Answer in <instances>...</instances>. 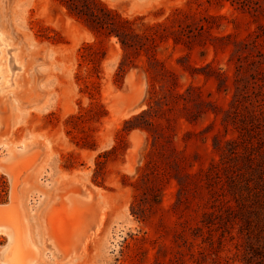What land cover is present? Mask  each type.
<instances>
[{
	"label": "rangeland",
	"instance_id": "374dc122",
	"mask_svg": "<svg viewBox=\"0 0 264 264\" xmlns=\"http://www.w3.org/2000/svg\"><path fill=\"white\" fill-rule=\"evenodd\" d=\"M100 1L121 17H139L144 23L161 21L176 8L192 15L186 23L221 14L211 21L218 27L207 34L229 35V41L246 44L239 58L232 54V43L216 52L209 44L202 52L170 40L156 47L155 56L173 70L180 92L195 86L217 107V113L209 111L196 122L178 119L169 138L189 170H205L215 161L219 177L200 188L201 198H192L179 214L171 209L177 185L169 178L160 209L145 220L131 215L130 204L139 194L130 184L150 139L144 130L125 133L123 126L147 108L146 58L141 53L133 59L120 78L117 39L96 37L58 0H0V184H5L0 205L10 207L19 237L25 233L30 240V225L39 221L51 243L42 241L40 252L38 246L34 252L23 245L20 263L264 264V35L256 37L254 17L227 1ZM88 44L100 51L95 72L81 56ZM236 86L241 96L247 95L243 113L257 104L263 109L244 136L236 125L222 121ZM95 104L105 116L97 121L76 118ZM224 129L225 138L239 143L233 157L221 158L212 149V135L222 137ZM243 140L252 146L244 148ZM118 144L94 179L96 156ZM8 169L18 179L13 199ZM227 169L242 180L247 214L236 206ZM7 239L0 233V246Z\"/></svg>",
	"mask_w": 264,
	"mask_h": 264
},
{
	"label": "trees",
	"instance_id": "16d2710c",
	"mask_svg": "<svg viewBox=\"0 0 264 264\" xmlns=\"http://www.w3.org/2000/svg\"><path fill=\"white\" fill-rule=\"evenodd\" d=\"M58 1L70 15L83 23L96 37H114L117 39L122 50L118 65L120 78L126 68L133 65V59L141 53L146 58L144 72L150 85L147 108L125 120L123 126L125 133L133 129L144 130L148 139H150L144 162L138 167L137 177L130 184L139 194L136 195L138 199L135 198L130 204V214L145 220L150 214L160 209L162 190L169 178L173 179L177 185L171 209L175 214H179L189 206V201L192 198H201L199 189L209 187L211 185L209 182L214 177H219V168L217 163L212 161L205 170L202 168L196 171L189 170L190 165L187 164L186 157L173 146L169 138V132H173L178 119H184L188 123L196 122L209 111L217 113V107L213 105L211 100L204 99L195 86L190 85L180 92L173 70L169 69L163 60L155 56L156 47L159 43L170 40L174 46L180 45L187 49L198 47L202 52L206 44H209L216 52L232 43L234 47L232 54L239 58L246 44L241 40L229 41V35L211 36L207 34L211 28L218 27L219 24L214 25L211 21L221 18L223 16L221 14H206L198 19V24L194 22V19L186 23V19H190L192 15H188L182 8H176L173 13L161 21L144 23L141 22L139 17L132 19L121 17L119 13L108 8L100 0ZM187 1L197 3L201 0ZM204 1L218 4L227 1L230 5H235L236 8L254 17L257 28L256 37L264 35V21L260 20V18L264 19V0ZM175 24L176 26H174ZM82 49L84 53L81 56L91 64L92 70L95 72L101 59V55H98L100 51L90 44L85 45ZM240 80L241 78H238L235 81ZM154 85L160 86V89L155 90ZM246 97L247 95L241 96L236 86L229 109L224 110L222 118L223 122L236 125L234 128L241 131V133L244 131L241 136L248 134L253 124L258 123L259 116L263 111L261 105L257 104L250 112L243 113L247 106L241 102ZM103 116H105V111L102 106L95 104L89 107L85 115L79 114L76 118L80 122L84 120L97 121ZM73 125L74 127L77 126L75 123ZM226 131L224 129L222 137H219L218 133L212 135V149L221 158L225 155L233 157L238 153V141L235 138H225ZM192 132L193 130H186L188 134ZM242 143L244 148L252 146L251 142L244 143L243 140ZM120 146L121 144L113 145L109 150L96 156L94 179L103 168L107 156L115 155ZM89 147H93V144ZM100 158H104V160H100ZM229 171L230 174L227 176L229 184L227 185L233 194L236 206L247 214L249 213V205H247L246 196L242 193V180H238L234 171L225 170L226 173ZM258 182H255V184H258ZM245 184H248V181ZM4 186L5 184H0V195ZM221 187L222 185L218 186V188ZM227 208L230 209L232 206L228 204ZM207 214V212H203L202 216H207ZM204 221L205 219L201 220V222ZM244 222L246 226L249 225L247 218ZM205 223H209V221H205Z\"/></svg>",
	"mask_w": 264,
	"mask_h": 264
},
{
	"label": "bare ground",
	"instance_id": "6f19581e",
	"mask_svg": "<svg viewBox=\"0 0 264 264\" xmlns=\"http://www.w3.org/2000/svg\"><path fill=\"white\" fill-rule=\"evenodd\" d=\"M8 170H9L8 173L10 176L9 178L12 182L10 197L13 199V195L15 193V187H16L15 184L17 183L18 179L16 178L17 176L14 174V172H11L10 169ZM12 177H13V180H12ZM6 205L7 204L0 205V233L6 234L8 236L7 242L3 246L0 247L1 249L0 262H2L3 264H21L20 259H21L22 252H23L22 251L23 245H25L26 247L28 246L32 248L34 252L37 250V245L34 244L31 241V239L28 240L27 235H25V233H23V236H24L23 238L19 237L20 234H19L18 227L13 223L11 217L8 215L9 214L8 212L10 211V207Z\"/></svg>",
	"mask_w": 264,
	"mask_h": 264
},
{
	"label": "crops",
	"instance_id": "0c3cea01",
	"mask_svg": "<svg viewBox=\"0 0 264 264\" xmlns=\"http://www.w3.org/2000/svg\"><path fill=\"white\" fill-rule=\"evenodd\" d=\"M29 238L31 239V241L36 244L39 248L38 252H40L41 248H42V241H46L48 243L47 237L45 235V233L42 231L41 229V224L38 221H34L32 222V224L30 225V230H29ZM49 245H51V243H48ZM38 254V253H37Z\"/></svg>",
	"mask_w": 264,
	"mask_h": 264
},
{
	"label": "water",
	"instance_id": "95a60500",
	"mask_svg": "<svg viewBox=\"0 0 264 264\" xmlns=\"http://www.w3.org/2000/svg\"><path fill=\"white\" fill-rule=\"evenodd\" d=\"M3 246V245H2ZM1 247V246H0ZM0 255H1V249H0Z\"/></svg>",
	"mask_w": 264,
	"mask_h": 264
}]
</instances>
